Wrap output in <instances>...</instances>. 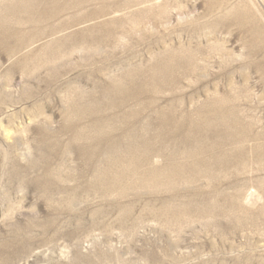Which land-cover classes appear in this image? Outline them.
<instances>
[{
  "label": "rangeland",
  "instance_id": "374dc122",
  "mask_svg": "<svg viewBox=\"0 0 264 264\" xmlns=\"http://www.w3.org/2000/svg\"><path fill=\"white\" fill-rule=\"evenodd\" d=\"M29 1L0 0V264H264V0Z\"/></svg>",
  "mask_w": 264,
  "mask_h": 264
},
{
  "label": "bare ground",
  "instance_id": "6f19581e",
  "mask_svg": "<svg viewBox=\"0 0 264 264\" xmlns=\"http://www.w3.org/2000/svg\"><path fill=\"white\" fill-rule=\"evenodd\" d=\"M35 2H39V0H31L27 3V6H26V13H39L42 18L44 20H47L48 19V14L51 12L52 8H53V5L54 3L56 2V0H46L45 2L41 3L43 4V6L41 8H38V5H35ZM56 5V3H55ZM84 5H80V4H77L75 5L74 7H70L69 10H84ZM64 10V9H62ZM60 10V11H62ZM60 11H57V12H60ZM64 12V11H63ZM56 12L51 16L52 19H56L57 16L55 15ZM35 23V21L33 22ZM42 23V20L39 21V24ZM104 44V43H103ZM13 45V44H12ZM107 46V45H106ZM52 53H53V50H52ZM43 67V66H42ZM101 134V133H100ZM97 141V144H100L102 141L101 140H96ZM113 153V152H112ZM139 155V153H137ZM136 155V154H135ZM134 155V156H135ZM103 156V155H102ZM129 157V156H128ZM132 159V158H131ZM114 169V167H113ZM107 170V169H106ZM112 170V169H111ZM124 171V170H123ZM117 172V171H116ZM127 172V170H126ZM123 173V172H122ZM132 173V172H131ZM136 174V173H135ZM123 175V174H122ZM137 175V174H136ZM135 175V176H136ZM129 177V176H128ZM123 178V177H122ZM137 178V177H136ZM48 179V178H46ZM49 181V180H48ZM108 185H106L108 187V189H114L116 186H117V182L115 183L113 180H109L108 182H106ZM76 191V190H75Z\"/></svg>",
  "mask_w": 264,
  "mask_h": 264
}]
</instances>
